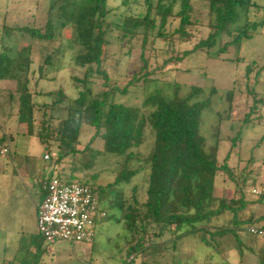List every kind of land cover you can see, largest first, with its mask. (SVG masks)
<instances>
[{
	"label": "rangeland",
	"instance_id": "rangeland-1",
	"mask_svg": "<svg viewBox=\"0 0 264 264\" xmlns=\"http://www.w3.org/2000/svg\"><path fill=\"white\" fill-rule=\"evenodd\" d=\"M257 3L264 7V0H257ZM49 5L50 0H0V32L3 25L12 28L34 26L43 29L48 20ZM194 7L193 20L197 23L187 28L191 34L189 41H180L177 34L167 42L158 40L156 36L159 31L158 19L157 29L150 34L145 50L149 71L160 69L154 75L157 81H152L146 86L141 83L132 87L127 96L118 95V101L141 108L144 100L156 90L163 92L167 98H172L173 87L176 84H181L184 91L191 86L203 88L206 96H210L212 89H216L211 106L203 113L201 134L211 145L216 139L215 127L219 126V160L222 163L231 151L232 143L229 139L239 140L236 154L241 155L244 164L250 163L254 173L251 179L256 180L254 182L249 180L243 189L248 190L246 196L249 200L263 201V206L258 210L264 212V196L260 197L252 193L254 189L260 190L264 186V141L260 142L264 137V28L255 31L253 39L244 40L239 50L231 47L227 54L218 55L219 48L211 51L202 49L179 63L171 62L165 65L170 58L193 50L210 34L208 25L212 17L207 3L194 1ZM108 8L111 12L107 21L112 25V31L108 35L105 66L112 84L124 88L144 65L141 57L144 50V34L141 32L133 39L122 41L121 32L113 25L122 24L125 16L145 14L146 6L144 0L132 2L129 7L123 5L122 0H109ZM178 11L179 6L175 8V12ZM255 17L264 19V11L253 9L250 19L253 20ZM244 21L243 17L240 24ZM178 27L179 20L170 18L166 33L174 34ZM1 37L0 51L3 50V45L17 48L18 45L29 46L31 42L19 33L11 38L5 37L4 42H1ZM226 41L227 38H224L220 47ZM80 50L81 46L76 42L73 26H69L53 41H35L32 46L33 64L30 74L32 90L37 93L63 90L68 97V100L53 113L54 118L58 119L57 124L59 120H65L75 113L73 100L78 98L79 90L73 78L82 79L85 74V69L77 60ZM48 56H51L53 64L47 66L44 79H41L38 68ZM248 68H251L250 73ZM16 88L15 81H0V137L7 135L12 138L5 143L9 153L0 157V264H7L6 261L13 260L14 257H17L18 261L26 257L29 260L31 258L37 262L36 264L126 263L129 260L128 248L136 238L130 225L127 227L128 220L122 218L119 203L122 206L123 198L129 204L147 200L150 169L146 166L129 183H122L115 189L110 188L113 189V193L110 190L109 192L106 186L115 182L118 173L123 169L125 159L105 153L100 139L96 140L88 153L66 158L56 167L65 179L89 181L90 184L97 186L100 190L101 209L108 217L98 220L92 243L72 244L68 241H60L49 244L39 240L44 251L40 258L34 255L37 204L43 193L42 182L50 177V172L53 170L51 158L55 157L57 151L53 148V152L47 154L38 137L27 135V127L18 123L17 100L13 105L8 104L9 93L15 92ZM92 90L95 95L101 90L100 84H93ZM228 93L234 94L233 102L229 100ZM256 96L263 101L256 106V113L252 115L255 121L249 125L245 119L253 111ZM34 101L42 105L51 103L52 99L35 95ZM150 111L151 109H146L144 113ZM41 116L42 113L38 112L37 117ZM94 134L93 127L83 124L78 149L82 151ZM154 142L155 135L151 128H147L145 143L135 152H140L144 158L148 157ZM96 151L100 154L95 159L94 167L90 170L83 169L84 163L93 158ZM46 155L50 158L46 159ZM234 158L235 162L236 157ZM248 160L251 162L247 163ZM244 164L243 167L237 166L238 173L244 168ZM73 168L80 170L74 171ZM226 178L228 177L224 174L217 178L215 193L218 197L234 195L235 185L231 183L226 186L224 183ZM117 191L122 192L123 198L122 195H117ZM253 205L259 207V204ZM248 210L249 208L241 213L243 220L247 218L250 211ZM245 222L238 232L244 243L240 250L244 253L235 248L236 242L232 241L231 236L223 238L222 246L217 250L213 245L204 242L202 232L185 234L176 239L175 233L168 230L160 239L153 234L156 230L151 227L148 232L149 235L154 236L155 247L146 254L136 255L133 264H258L251 260L253 251L250 249L262 248L263 246L259 244L264 243V238L250 233L251 222L248 220ZM214 224L219 225L221 222ZM255 227H264V224H256ZM208 238L214 241L210 236Z\"/></svg>",
	"mask_w": 264,
	"mask_h": 264
},
{
	"label": "trees",
	"instance_id": "trees-1",
	"mask_svg": "<svg viewBox=\"0 0 264 264\" xmlns=\"http://www.w3.org/2000/svg\"><path fill=\"white\" fill-rule=\"evenodd\" d=\"M108 1L50 0L48 20L43 29L34 26L15 28L2 26L1 42H4L5 37L11 38L16 33L31 41L29 46L18 45L17 48L3 45V50L0 51V81H15L17 85L15 92L9 93L8 104L13 105V102L17 100L18 123L27 127V135L38 137L47 154H51L53 148L56 149L57 154L51 158L53 167L66 158L88 153L97 139L102 140L105 153L125 159L123 169L118 173L115 182L106 186V189L112 193L113 189L110 188L115 189L122 183H129L141 169L149 167L145 202L135 201V204H129L123 198L122 192L117 191V195H122L123 198L122 206L119 203L122 218L128 220L127 227L130 225L136 238L128 248L129 260L124 264H133L136 255L146 254L155 247L154 236L149 235L148 232L151 227L156 230L153 234L160 239L168 230L175 233L176 239L185 234L202 232L204 242L213 245L217 250H220L222 246L221 240L231 236L232 241L236 242L235 248L240 250L244 243L238 232L243 223H246L241 218V212L247 205L246 190L243 188L254 173L246 170L247 168H243L238 173L237 166L242 165L244 161L241 155L236 154L239 148L238 139H229L232 143L231 151L222 163L219 160V126L215 127L216 139L211 145L201 134L202 116L211 106L216 89H212L211 95L206 96L203 88L191 86L185 92L181 84H176L173 87L172 98L169 99L163 92L156 90L144 100L141 108L123 104L117 97L118 95L127 96L132 87L141 83L146 86L152 81H157L154 75L160 69L149 71V61L145 56V50L150 34L157 29L158 19L157 39L167 42L175 34L180 37V41L190 40L191 34L187 28L197 23L193 20L194 1L207 3L210 17H212L208 25L210 28L208 37L201 40L193 50L170 58L165 62V65H168L171 62L179 63L202 49L211 51L219 48L218 55L227 54L231 47L239 50L244 40L253 39V33L264 28L263 18L250 19L253 9L264 11V7L260 6L257 0H144L145 14L125 16L122 24L113 25L121 32L122 41L128 38L133 39L141 32L144 34V50L141 56L144 65L141 71L132 76L125 87L121 88L112 84L109 71L105 66L108 35L112 31V25L107 21L111 12ZM136 1L122 0V3L129 7ZM177 6L179 11L175 12ZM243 17L245 21L240 24ZM170 18L178 19L179 27L174 34L168 35L166 27ZM69 26L75 28L76 42L81 46L77 60L85 69V74L82 79L73 78L79 90L78 98L73 100L75 113L65 120H59L57 124L58 119L54 118L53 113L57 107L68 100V97L63 90L47 93H37L32 90L31 52L35 41H53ZM224 38H227V41L220 47ZM52 64L51 56H48L39 66L41 79H44L47 66ZM250 72L251 68H248V73ZM97 83L100 84L101 90L94 95L92 85ZM35 95L46 96L52 99V102L38 105L34 101ZM228 98L233 102L234 94L228 93ZM262 101L263 99H258L256 96L253 111L245 119L249 125L255 121L252 115L256 113V106ZM146 109L151 111L145 114ZM38 112L42 113L39 118ZM83 124L93 127L95 134L81 151L78 145ZM147 128L153 131L155 142L151 153L144 158L135 150L144 145ZM11 139V136L7 135L0 137V157L5 150L7 151L5 154L9 153L5 143ZM262 141L264 137L260 142ZM98 154L100 152L96 151V155L84 163L83 169H92ZM137 166L139 168L136 169ZM73 170L80 169L73 168ZM223 174L228 177L224 182L226 186L231 183L235 185L232 197H218L215 193L217 178ZM52 177L65 179L57 171L42 182V188ZM83 183L93 187L98 194L100 193L99 188L90 184L89 181ZM45 194L46 191L43 188L39 203L44 199ZM263 196L264 194L260 197ZM215 222L218 224L221 222V224H214ZM208 236L214 241H210ZM39 240L46 242L38 233L34 242L36 246L34 255L40 258L44 250ZM259 258L264 264V249ZM6 262L7 264L37 263L34 259L29 260L27 257L20 261L14 257L13 260Z\"/></svg>",
	"mask_w": 264,
	"mask_h": 264
},
{
	"label": "built area",
	"instance_id": "built-area-1",
	"mask_svg": "<svg viewBox=\"0 0 264 264\" xmlns=\"http://www.w3.org/2000/svg\"><path fill=\"white\" fill-rule=\"evenodd\" d=\"M7 151H3L5 154ZM50 156L46 155V159ZM44 199L37 207V230L49 244L68 241L72 244L92 243L98 220L107 217L101 209L100 196L91 186L80 180L70 181L52 177L45 182ZM253 194H264V186ZM250 233L263 237L264 231L249 227Z\"/></svg>",
	"mask_w": 264,
	"mask_h": 264
},
{
	"label": "crops",
	"instance_id": "crops-1",
	"mask_svg": "<svg viewBox=\"0 0 264 264\" xmlns=\"http://www.w3.org/2000/svg\"><path fill=\"white\" fill-rule=\"evenodd\" d=\"M248 161H250V160H248ZM251 162V161H250ZM248 163V162H247ZM243 164L244 163H242V167H243ZM249 165V166H248ZM244 168H247L246 170H249V171H251L252 173H253V171L251 170V165H250V163L249 164H244ZM251 172H250V174H251ZM57 173V167L55 166V167H53V170L50 172V176H53L54 174H56ZM258 179V178H257ZM252 180V182H254V181H256L255 179L253 180V179H251ZM259 180V179H258ZM260 182V181H259ZM263 184V183H262ZM264 185V184H263ZM256 186H257V183H256ZM256 186H255V188H256ZM246 192V195L249 193L248 192V190H246L245 191ZM246 202H247V205H246V207H245V209L241 212V213H244V212H246L247 211V208H249V212H248V216H247V218H245L243 221H245V220H248V221H251V226L252 227H255V225L256 224H259V225H262V224H264V212H261V211H259L258 210V208H261L262 206H263V201H259L258 202V200L257 199H246ZM38 204H39V202H38ZM38 204H37V207H38ZM253 204H259L258 206L259 207H257V205L256 206H254ZM252 212V213H251ZM260 213V214H259ZM36 220H37V210H36ZM255 224V225H254ZM256 228H258V229H261V230H263L264 231V227H256ZM37 235H38V230H37ZM261 238H264V237H261ZM260 246L262 245L263 247L262 248H259V247H257V248H251L250 250L251 251H253L252 253H251V260L253 261V263H257L258 262V264H262L261 263V259L259 258V255H260V253H261V251L264 249V243H262V244H259ZM43 249V248H42ZM256 250V251H255ZM254 253V254H253ZM7 261H9V260H7ZM227 262V261H226Z\"/></svg>",
	"mask_w": 264,
	"mask_h": 264
}]
</instances>
